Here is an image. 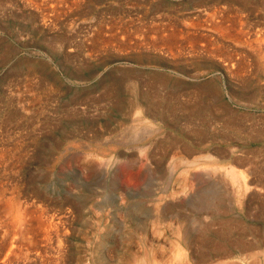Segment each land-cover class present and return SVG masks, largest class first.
<instances>
[{"label": "rangeland", "instance_id": "1", "mask_svg": "<svg viewBox=\"0 0 264 264\" xmlns=\"http://www.w3.org/2000/svg\"><path fill=\"white\" fill-rule=\"evenodd\" d=\"M0 200V264H264V0H0Z\"/></svg>", "mask_w": 264, "mask_h": 264}, {"label": "bare ground", "instance_id": "2", "mask_svg": "<svg viewBox=\"0 0 264 264\" xmlns=\"http://www.w3.org/2000/svg\"><path fill=\"white\" fill-rule=\"evenodd\" d=\"M215 19V18H214ZM205 21V20H204ZM194 22V21H193ZM213 23V22H212ZM195 24V23H194ZM217 24L218 23H216V26H217ZM197 25V24H196ZM195 25V26H196ZM213 25V24H212ZM222 25V24H221ZM214 27V26H213ZM216 28V27H215ZM218 28H220V27H218ZM217 28V29H218ZM174 30V29H173ZM222 31V30H221ZM227 31V30H226ZM163 33V32H162ZM166 35H168V34H166ZM171 34H169V36H170ZM175 35V34H174ZM188 35V34H187ZM162 36V35H161ZM181 36V35H180ZM207 36V35H206ZM166 37V36H165ZM164 37V38H165ZM182 37V36H181ZM160 39L162 38V37H159ZM158 38V39H159ZM218 38V37H217ZM229 38V37H228ZM170 39H171V37H170ZM169 39V40H170ZM189 39V38H188ZM196 39V38H195ZM230 39V38H229ZM168 40V41H169ZM172 40V39H171ZM190 40V39H189ZM194 40V39H193ZM199 40V39H198ZM206 40V39H205ZM159 41V40H158ZM162 41V40H161ZM167 41V42H168ZM165 42V41H164ZM175 42V41H174ZM177 42V41H176ZM195 42H197V41H195ZM208 42V41H207ZM163 44V43H162ZM165 44V43H164ZM208 44V43H207ZM170 45V44H169ZM195 45H197V44H195ZM192 46H194L193 44H192ZM189 47V46H188ZM200 48V47H199ZM203 48H205V47H203ZM215 48V47H214ZM207 49V48H206ZM209 49V48H208ZM211 49V48H210ZM214 52V51H213ZM220 53V52H219ZM207 54H208V52H207ZM218 56V55H217ZM222 56V55H221ZM236 61H238V60H236ZM238 67V66H237ZM243 67V66H242ZM237 74V73H236ZM212 88V87H211ZM146 94V93H145ZM148 94V93H147ZM146 96V95H145ZM149 99V98H148ZM153 100V99H152ZM162 100V99H161ZM156 104V103H155ZM163 104V103H162ZM145 105V104H144ZM162 106V105H161ZM156 110V109H155ZM188 111V110H187ZM149 112V111H148ZM220 114V113H219ZM196 115V114H195ZM193 116V115H192ZM4 151V150H3ZM3 155V154H2ZM8 156V155H7ZM229 171H231V170H229ZM228 172V171H227ZM3 184H4V182H3ZM217 195V194H216ZM8 200V199H7ZM1 201V200H0ZM8 202V201H7ZM1 203H2V201H1ZM9 203V202H8ZM13 204V203H12ZM11 204V205H12ZM1 205V204H0ZM14 205H16V204H14ZM6 206H7V204H6ZM9 206V205H8ZM114 206V205H113ZM214 206L217 208L216 210H220L221 209V207H223L222 206V204H220V202L218 201V202H215V204H214ZM214 206H213V209H214ZM9 207H11V206H9ZM112 207V206H111ZM7 208V207H6ZM20 208L21 207H19V205L17 204L15 207H14V209H15V214H14V217H15V219H14V225H17L15 228H17V227H19V224H20V221L24 218V215H23V213L20 211ZM115 208V207H114ZM30 209V208H29ZM1 210H4V209H1ZM28 210V209H27ZM32 210V209H31ZM215 210V209H214ZM3 212V211H2ZM223 212V211H222ZM6 213H7V211H6ZM6 213H5V215H6ZM8 214V213H7ZM218 214V213H217ZM228 214V213H227ZM1 215V214H0ZM10 215V214H9ZM11 215H12V213H11ZM213 215V214H212ZM27 216V215H26ZM218 217H215V218H213V219H215L218 223H219V228L217 229V230H215V231H213L211 234H206V232L205 233H201L200 232V234H198V235H196L195 237H194V241L197 243V244H199V245H211V246H213V251L215 252V253H217V254H227L228 252H230V248L228 249V247H226V239H227V237H228V235H229V232H230V230H231V223L229 222V220L226 218V217H221L220 215H217ZM11 217V216H10ZM9 218V217H8ZM26 218V217H25ZM35 218V217H34ZM33 218V219H34ZM8 220V219H7ZM6 220V221H7ZM13 220V219H12ZM25 220V219H24ZM24 220H23V222H24ZM28 221V220H27ZM5 222V221H4ZM3 222V223H4ZM9 222L10 221H8V224H9ZM13 222V221H12ZM43 222V221H42ZM31 223V222H30ZM41 223V222H40ZM2 224V223H1ZM11 224H13V223H11ZM29 224V223H28ZM27 224V225H28ZM4 225V224H3ZM30 225V224H29ZM8 226V225H7ZM21 226V225H20ZM6 227V226H5ZM9 227H10V225H9ZM1 228V227H0ZM4 228V227H3ZM11 228V227H10ZM13 228V229H12ZM12 231H14V227L12 226ZM21 228V227H20ZM20 228H17V230L19 229L20 230ZM30 228V227H29ZM11 229L10 230H8L9 231V233H7V235H10L11 237H12V235H14V233L11 235V233H10V231H11ZM22 230H24V234L26 233V231H25V228L23 227V228H21ZM28 229V228H27ZM26 229V230H27ZM208 229V228H207ZM33 230V229H32ZM210 230V229H209ZM21 231V230H20ZM19 231V232H20ZM18 232V233H19ZM0 233H2V232H0ZM16 234H17V232H15ZM21 233V232H20ZM19 233V234H20ZM209 233V232H208ZM46 234V233H45ZM17 236H18V234H17ZM7 237V236H6ZM11 237H9V238H11ZM183 240L186 242V243H190L189 242V240H191V239H189L190 237H189V235L187 234V233H184L183 234ZM0 239H1V236H0ZM10 240V245L8 246V247H6V255H8V254H11V253H14L16 250H17V247H15V246H17V241L19 240V239H16V236H13L12 237V240L11 239H9ZM21 240V239H20ZM1 241V240H0ZM5 241V240H4ZM8 241V240H7ZM192 241V240H191ZM20 242V241H19ZM193 242V241H192ZM2 243V242H1ZM5 243H7V242H5ZM9 244V243H8ZM20 244V243H19ZM18 244V245H19ZM21 244H22V242H21ZM240 244V243H239ZM1 245V244H0ZM210 246V247H211ZM240 246H242V245H240ZM16 249H15V248ZM195 247V246H194ZM2 248V247H1ZM18 248H20V246L18 247ZM183 248V247H182ZM195 249V248H194ZM212 249H209L206 253H203V254H201L200 256H199V260H204L205 258H206V254H208V253H210V251L212 250ZM4 250V251H5ZM15 250V251H14ZM232 251V250H231ZM254 251V250H253ZM249 253V252H248ZM176 254V253H175ZM211 254V253H210ZM252 254V253H251ZM264 254V253H263ZM2 255V254H1ZM196 256V255H195ZM5 258V257H4ZM4 258H3V260H4ZM142 259V258H141ZM254 259V258H253ZM8 261V260H7ZM133 261V260H132ZM210 261V260H209ZM249 261V260H248ZM251 261V260H250ZM134 262V261H133ZM186 262V261H185ZM223 262H225V261H223ZM228 262V261H227ZM236 262V261H235ZM234 262V263H235ZM260 262V261H259ZM193 264V263H192ZM220 264V263H219ZM231 264V263H230ZM249 264V263H248Z\"/></svg>", "mask_w": 264, "mask_h": 264}]
</instances>
